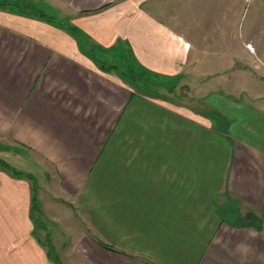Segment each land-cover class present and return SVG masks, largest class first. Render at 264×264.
<instances>
[{
	"label": "crops",
	"instance_id": "crops-1",
	"mask_svg": "<svg viewBox=\"0 0 264 264\" xmlns=\"http://www.w3.org/2000/svg\"><path fill=\"white\" fill-rule=\"evenodd\" d=\"M146 1L0 0V264H264V95Z\"/></svg>",
	"mask_w": 264,
	"mask_h": 264
},
{
	"label": "rangeland",
	"instance_id": "rangeland-1",
	"mask_svg": "<svg viewBox=\"0 0 264 264\" xmlns=\"http://www.w3.org/2000/svg\"><path fill=\"white\" fill-rule=\"evenodd\" d=\"M189 1L180 0L181 3H189ZM149 3L153 5L154 11L162 15H167L170 10L171 13H175L174 7L168 8V0H151ZM174 5L179 6V4ZM44 7L46 14L51 13L52 9L46 5ZM180 7L181 13L198 22L196 29L192 28L198 37V39L196 37L197 43L215 47L216 51L200 55H203L208 63L216 62V67L222 65L223 82L221 84L217 77L216 87L223 94L264 95V0H204V3L184 4ZM248 46H251V50ZM108 54L106 58L99 59L104 60L108 65L118 67L128 79L138 80L142 74L146 76L133 67L128 54L121 53L122 57L119 53ZM4 152H0V172L6 171V167L9 168L8 171L17 172V169H14L16 168L14 165L17 164L12 160H10L12 164L9 163L7 161L9 154ZM44 225L49 227V224L44 223ZM20 238H22L20 235L16 236L15 240L11 239L10 242L6 237L0 236V253L21 251ZM46 247L51 250L49 253L54 255L55 247L50 243Z\"/></svg>",
	"mask_w": 264,
	"mask_h": 264
},
{
	"label": "trees",
	"instance_id": "trees-1",
	"mask_svg": "<svg viewBox=\"0 0 264 264\" xmlns=\"http://www.w3.org/2000/svg\"><path fill=\"white\" fill-rule=\"evenodd\" d=\"M34 14H36L40 18H45L46 20L53 21L52 18H50L49 16H46L43 12H35ZM101 244L104 245V246H106V247H109L106 244H103V243H101Z\"/></svg>",
	"mask_w": 264,
	"mask_h": 264
},
{
	"label": "bare ground",
	"instance_id": "bare-ground-1",
	"mask_svg": "<svg viewBox=\"0 0 264 264\" xmlns=\"http://www.w3.org/2000/svg\"><path fill=\"white\" fill-rule=\"evenodd\" d=\"M248 48L251 50V46H248Z\"/></svg>",
	"mask_w": 264,
	"mask_h": 264
}]
</instances>
